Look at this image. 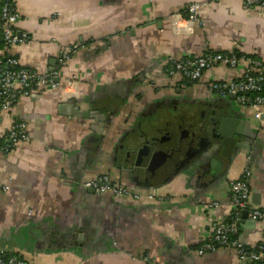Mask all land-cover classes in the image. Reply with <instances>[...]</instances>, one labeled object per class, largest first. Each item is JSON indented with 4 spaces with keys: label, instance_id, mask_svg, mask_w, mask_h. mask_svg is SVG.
Listing matches in <instances>:
<instances>
[{
    "label": "crops",
    "instance_id": "crops-1",
    "mask_svg": "<svg viewBox=\"0 0 264 264\" xmlns=\"http://www.w3.org/2000/svg\"><path fill=\"white\" fill-rule=\"evenodd\" d=\"M191 3L200 4V20L178 26L173 16L186 17ZM16 7L15 26L27 40L0 47V57L46 72L58 67L65 48L84 47L62 66L61 87L40 89L0 112V135L21 121L30 136L9 151L0 149V252L29 264H142V250L156 264H240L234 249L201 255L198 248L215 224L229 220L230 185L247 166L253 172L251 204L264 209V119L210 86L237 78L244 66L211 68L188 88L180 86L179 75L165 71L168 60L209 49L264 59V9H251L244 0H17ZM69 80L76 86L67 89V98L63 87ZM179 95L195 104L217 103V109L228 106L225 114L244 122L250 135L246 147L227 169L212 166L213 157L227 160L216 153L178 168L166 160L154 173L135 167L141 175L136 178L121 165L125 153L117 154L123 136L162 138L167 151L171 145L163 137L187 118L181 122L167 113ZM69 104L89 115L68 113ZM97 110L112 118L104 138L96 130L102 122ZM194 117L201 119L200 112ZM101 174L128 193L91 192L84 182ZM211 202L219 205L210 207ZM247 220L238 238L255 248L264 223Z\"/></svg>",
    "mask_w": 264,
    "mask_h": 264
},
{
    "label": "built area",
    "instance_id": "built-area-1",
    "mask_svg": "<svg viewBox=\"0 0 264 264\" xmlns=\"http://www.w3.org/2000/svg\"><path fill=\"white\" fill-rule=\"evenodd\" d=\"M17 0H4L0 9V23L2 31L0 41L5 42L7 47L24 43L27 40L25 34H19L16 23L19 13L16 7ZM249 8L264 9V0H244ZM200 4L191 3L188 7V14L185 17L181 14L173 16V22L195 23L200 20ZM179 29V27H178ZM84 45L73 44L65 48L60 56L59 64L52 71L40 72L20 64L15 57H8L6 65L0 68V112L9 110L21 98L28 97L32 93L43 88H59L61 68L70 59L72 54L77 52ZM244 66V70L237 78L215 81L210 84L211 88L224 99L233 98L238 104L253 109L256 119H261L264 114V59L246 55H239L236 52L209 49L198 56H186L178 59H170L166 66V75L181 77L180 86L188 88L195 84L205 71L214 67L229 69ZM76 86L74 80L63 87V94L70 98L67 89ZM67 90V92H65ZM73 96V93L71 94ZM24 122H16L11 128L0 135V149L9 151L18 143L29 141ZM3 141V143H1ZM253 172L246 167L242 176L231 182L230 204L232 212L228 221L214 225L210 238L204 241L198 248L199 254L213 252L220 248H231L237 253L240 264H264V236L262 241L255 247L249 248L244 245L238 237L239 224L243 221V212L247 211V218L252 221L264 223V209L255 208L251 204L250 180ZM86 187L98 192H114L115 194H126L128 189L116 184L112 177L101 174L96 178L84 182ZM219 203L211 202L210 207H216ZM142 264H156L150 251L142 250L138 253ZM0 264H29L16 254L6 256V252H0Z\"/></svg>",
    "mask_w": 264,
    "mask_h": 264
},
{
    "label": "water",
    "instance_id": "water-1",
    "mask_svg": "<svg viewBox=\"0 0 264 264\" xmlns=\"http://www.w3.org/2000/svg\"><path fill=\"white\" fill-rule=\"evenodd\" d=\"M224 100V99H222ZM213 102V101H210ZM228 108V106H226ZM218 108L217 103H210L208 107L205 109L203 113L200 114L201 118H204V121L195 120L191 126L190 133L195 138L200 133L205 130H214L216 131V140L209 147L210 156L213 154L221 153L222 156L226 157V161H220L217 158L213 157L211 159V164L214 167L217 165L219 167L217 170L227 169L231 165L235 156L242 152L246 147V139L250 135L246 133L245 126L242 124L244 122L234 119L233 117L226 115L227 108ZM68 109H70V114L76 117H86L88 116V112L81 111L80 108L76 104H69ZM192 111H188L186 116L191 118L195 115L194 108ZM196 110V107H195ZM98 113V110L96 111ZM197 112V111H196ZM99 114V115H98ZM95 115V118L102 119V122L99 124V129H96L98 134L102 135L103 138L107 137L110 132L112 118H109L105 113H98ZM261 119H264V114H262ZM106 122H109L106 123ZM106 123V124H105ZM237 124H241L240 126ZM95 129V126H93ZM137 133H129L123 136V141L120 147H118V155L120 153H125V161H123V167H128L130 169V173L135 174V167H147L148 171H152L153 173L156 170H151L154 162L160 160L162 162L166 161L169 156L173 153L178 152L177 148L171 149L169 152L162 148V146L156 140H148L145 139L144 133H140L138 136ZM137 136V139L136 137ZM164 138V137H163ZM164 139H167L164 138ZM182 143L180 147L182 149ZM206 154L199 155V158L206 157ZM132 159V160H131ZM127 168V169H128ZM153 169H156V165ZM157 172V171H156ZM209 175L212 174L211 171L208 172ZM136 178L141 177L140 174H135ZM146 182H149L148 177H146ZM91 192H96L94 189H91ZM247 218V211L243 212V218ZM248 224L253 225L255 221L247 220ZM242 222L239 224L241 225Z\"/></svg>",
    "mask_w": 264,
    "mask_h": 264
},
{
    "label": "flooded vegetation",
    "instance_id": "flooded-vegetation-1",
    "mask_svg": "<svg viewBox=\"0 0 264 264\" xmlns=\"http://www.w3.org/2000/svg\"><path fill=\"white\" fill-rule=\"evenodd\" d=\"M195 102L196 101L189 100L188 97L186 96L179 95L178 97H174V99L170 101V104L173 106V111L179 113V119L181 117L180 114L181 115L183 114L184 117L183 116L181 117V122H182V119L187 117L186 116L187 112L192 111L191 109L185 110V113H183L184 111L182 109L183 104H186L188 106L194 105V111L195 112L199 111L200 114L203 113L205 109L208 107V104H210L209 101L206 100L201 102L200 104L199 102H197L198 104H195ZM202 120L204 121V118L199 119V121ZM194 121H195L194 116H192L191 118L187 117L186 119L183 120V123L180 124V127L177 128L178 130H176V127H173L172 130L168 131L167 136L164 137V138L167 137V139L164 140H167L171 145L169 148H167L168 152L173 148H177L179 150L178 152L173 153L171 156L167 158V161L171 159L175 160L173 163L174 168H178L181 165H185L186 163L188 164L191 163L196 158H199V155L201 156L203 154H206L207 156H210V153L207 154V152H209V147L211 144L217 141L216 131L214 130H205L204 132L197 135L196 138L195 136L193 137L190 133V129ZM161 139L162 138L156 140L160 145L162 143ZM181 143H182L181 145L182 149L179 148ZM179 154H181V156L179 157L180 161L177 162V159L174 158L175 157L178 158ZM155 165L157 168L158 166L161 165V161L158 160L154 162V165L152 166L151 170H156L153 169Z\"/></svg>",
    "mask_w": 264,
    "mask_h": 264
},
{
    "label": "trees",
    "instance_id": "trees-1",
    "mask_svg": "<svg viewBox=\"0 0 264 264\" xmlns=\"http://www.w3.org/2000/svg\"><path fill=\"white\" fill-rule=\"evenodd\" d=\"M3 2H4V0L2 1V3H1V5H0V9H1V6H2V4H3ZM187 16V15H186ZM4 46H6V44H5V42H3L2 40L0 41V47H4ZM237 54H239V55H246V56H251V57H255V58H258L259 59V57H256V56H252V55H248V54H245V53H242V52H239V51H235ZM7 59H8V56H2V57H0V68H2V67H4L5 65H6V61H7ZM1 143H3V141L1 142ZM239 230H240V226H239ZM239 235V234H238ZM238 235H234V236H232L233 238H236V237H238ZM248 247V246H247ZM250 248V247H249ZM11 254H13V253H6V256H9V255H11ZM17 255V254H16Z\"/></svg>",
    "mask_w": 264,
    "mask_h": 264
},
{
    "label": "rangeland",
    "instance_id": "rangeland-1",
    "mask_svg": "<svg viewBox=\"0 0 264 264\" xmlns=\"http://www.w3.org/2000/svg\"><path fill=\"white\" fill-rule=\"evenodd\" d=\"M183 107H182V109L185 111V110H190V109H192V108H194V105H190V106H188V105H186V104H183L182 105ZM172 110H170V111H167V113H171L172 114V116H179V113L178 112H176V111H172ZM167 113H165V114H167ZM181 119V118H180ZM153 121H154V123L157 125V126H159L160 125V122H161V119H159L158 117H155L154 119H153ZM142 123H143V121H141V124L140 125H142ZM147 127V125H146V122L142 125V129L143 130H147V129H145ZM164 131V130H163ZM162 131V132H163ZM125 134V133H124ZM108 175V174H107Z\"/></svg>",
    "mask_w": 264,
    "mask_h": 264
}]
</instances>
